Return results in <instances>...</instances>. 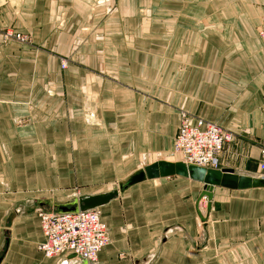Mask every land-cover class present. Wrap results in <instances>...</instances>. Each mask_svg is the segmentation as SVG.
Returning a JSON list of instances; mask_svg holds the SVG:
<instances>
[{"label":"crops","instance_id":"crops-1","mask_svg":"<svg viewBox=\"0 0 264 264\" xmlns=\"http://www.w3.org/2000/svg\"><path fill=\"white\" fill-rule=\"evenodd\" d=\"M264 0H0V264L44 258L36 212L98 206L94 264H264V188L180 176L118 188L172 152L178 113L231 135L218 169L264 177ZM60 61L65 63L61 69Z\"/></svg>","mask_w":264,"mask_h":264},{"label":"built area","instance_id":"built-area-1","mask_svg":"<svg viewBox=\"0 0 264 264\" xmlns=\"http://www.w3.org/2000/svg\"><path fill=\"white\" fill-rule=\"evenodd\" d=\"M257 36L264 46V16L260 19ZM0 41L25 44L28 38L11 29H2ZM59 66L63 69L65 63L60 61ZM230 141V133L215 123L179 111L172 152L183 164L218 169L220 153ZM260 155L264 157V149L260 150ZM36 217L42 235L36 249L44 258L71 255L79 262L94 264L99 251L109 243L97 207L75 212L39 210Z\"/></svg>","mask_w":264,"mask_h":264},{"label":"water","instance_id":"water-1","mask_svg":"<svg viewBox=\"0 0 264 264\" xmlns=\"http://www.w3.org/2000/svg\"><path fill=\"white\" fill-rule=\"evenodd\" d=\"M180 176L198 181L204 185V189L200 193L196 207L199 201L204 198L206 200L205 214L202 216L198 212L199 221L204 227L205 218L209 210L210 191L212 187H223L227 189H248V188H264V177L250 178L245 176H238L232 173L229 169H206L196 167L193 165H185L178 161L175 163L155 162L141 170H138L128 176L123 182L118 184V188L130 186L145 179L156 177ZM116 193H110L104 196H89L78 198L70 206H61L57 212H75L77 210H87L96 208L107 202Z\"/></svg>","mask_w":264,"mask_h":264}]
</instances>
